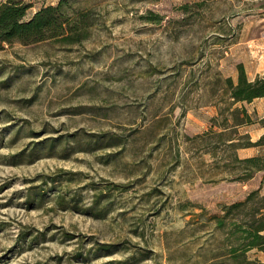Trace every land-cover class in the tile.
Segmentation results:
<instances>
[{"label": "rangeland", "instance_id": "rangeland-1", "mask_svg": "<svg viewBox=\"0 0 264 264\" xmlns=\"http://www.w3.org/2000/svg\"><path fill=\"white\" fill-rule=\"evenodd\" d=\"M71 4L81 43L0 50V264H212L211 216L264 194L225 84L262 60L239 43L264 0Z\"/></svg>", "mask_w": 264, "mask_h": 264}, {"label": "trees", "instance_id": "trees-1", "mask_svg": "<svg viewBox=\"0 0 264 264\" xmlns=\"http://www.w3.org/2000/svg\"><path fill=\"white\" fill-rule=\"evenodd\" d=\"M31 5L18 0H0V50L5 45H34L47 41H59L75 45L86 39L92 26L88 12H79L71 0H60L57 6H45L28 19ZM238 80L225 81L226 88L234 104L252 103L264 98V77L251 81L244 64L238 65ZM234 128L253 124L245 107L234 110ZM264 124V120L261 121ZM245 144L239 148H259L262 154L240 159L236 163L242 167L241 178L253 181L257 175L264 176V136L252 142L249 134L243 136ZM231 145H236L232 139ZM261 183L264 184V178ZM262 185L249 193L245 201L222 205L221 215L211 216L215 230L221 235L218 252L208 261L212 264H262L251 259L253 250L264 252V194ZM199 216H204L200 214ZM113 245H103L100 251L111 252Z\"/></svg>", "mask_w": 264, "mask_h": 264}, {"label": "crops", "instance_id": "crops-1", "mask_svg": "<svg viewBox=\"0 0 264 264\" xmlns=\"http://www.w3.org/2000/svg\"><path fill=\"white\" fill-rule=\"evenodd\" d=\"M258 14L259 16L257 23L260 26L258 31H253L239 43L243 45L244 48H246L247 46H251L263 53L261 56V62H256L255 66H251V64L244 62L248 77L251 81L256 80L258 77H264V51L262 48L264 46V9H259ZM245 108L254 121L253 124L246 125L248 128L247 133L250 135L252 142H257L262 136H264V124H261V121L264 120V98L256 99L249 104L246 103ZM255 118H257V120ZM256 251L257 250H253L250 253H256ZM250 258L257 259L262 264H264V252L258 251L256 254H254L253 257Z\"/></svg>", "mask_w": 264, "mask_h": 264}]
</instances>
